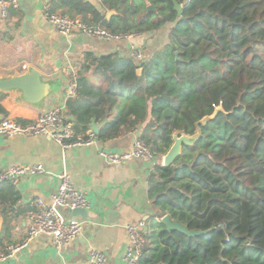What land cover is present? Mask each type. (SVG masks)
<instances>
[{"label":"trees","instance_id":"obj_1","mask_svg":"<svg viewBox=\"0 0 264 264\" xmlns=\"http://www.w3.org/2000/svg\"><path fill=\"white\" fill-rule=\"evenodd\" d=\"M177 1L180 15L173 0L51 2L47 13L61 9L111 33L169 26L167 44L142 63L119 51L86 52L64 120L83 138L97 124L98 141L139 129L153 162L174 132H201L173 164H148L152 212L138 264H264V0ZM4 97L0 91L2 118ZM1 184L3 212L18 193L11 182ZM165 214L189 230L209 231L168 230Z\"/></svg>","mask_w":264,"mask_h":264},{"label":"crops","instance_id":"obj_2","mask_svg":"<svg viewBox=\"0 0 264 264\" xmlns=\"http://www.w3.org/2000/svg\"><path fill=\"white\" fill-rule=\"evenodd\" d=\"M17 1V7L9 8L7 16L0 17V77L24 72L21 65L26 63V69L35 67L44 80L55 82L57 88L38 105L25 102L18 90L5 91L1 104L7 117L16 120L30 121L51 108L64 115L68 98L66 86L86 52L100 55L119 51L131 55L136 49L147 58L168 42L169 26L152 33L136 34L128 40H105L81 32L62 35L46 17L51 2L56 0ZM156 32L165 37L163 46L154 41ZM24 45L29 48L24 49ZM14 52H21L23 56L18 59L13 56ZM27 53L32 55L35 64L25 60ZM139 135V129L131 133L123 131L106 141L96 140L89 146L69 148H62L44 134L0 136V171L9 165L23 163H40L44 168L43 173L23 176L12 184L18 197L0 212V245L23 240L29 224L27 210L37 198L51 203L62 170H66L72 183L85 192L89 202L85 215L61 210L65 219L76 217L82 222L80 232L70 242L57 248L50 236L38 234L22 251L0 264H87L90 249L103 251L107 257L105 264H121L128 242L125 225L140 218L147 221L152 212L146 193L148 164L162 162V159L151 162L132 158L114 165L103 160L99 149L128 151Z\"/></svg>","mask_w":264,"mask_h":264},{"label":"built area","instance_id":"obj_3","mask_svg":"<svg viewBox=\"0 0 264 264\" xmlns=\"http://www.w3.org/2000/svg\"><path fill=\"white\" fill-rule=\"evenodd\" d=\"M101 3L102 0H95ZM17 0H0V17L4 18L11 7H17ZM47 20L60 34L68 35L72 32H81L85 35L102 38L105 40H128L136 34L132 33H111L104 28L88 24L81 20L79 16L69 17L58 12L46 13ZM131 56L137 62H144L143 55L136 49ZM21 68L26 70V64ZM75 72L71 73V80L66 86V96H74L76 93ZM44 134L58 143L62 148L84 147L96 141L94 131L89 128L82 136H74L71 122L64 120V115L56 108H51L38 114L27 123H20L16 119L4 117L0 119V136L15 135H39ZM99 155L108 164L119 165L132 158L142 159L144 161H153L154 154L149 146L136 136L132 146L128 151H114L110 149H99ZM44 168L40 163L13 164L0 171V181L7 180L16 184L18 180L27 175L43 173ZM60 182L57 189L51 195V203L46 204L37 198L30 210L27 211L28 229L26 236L17 243H7L0 247V262L14 256L22 251L28 242L38 234L50 236L52 244L61 248L72 240L81 230L82 222L76 217L65 219L61 210L72 212L74 209L89 208V202L83 190L77 188L71 181L66 170L59 174ZM128 236L127 245L122 253L121 264H138L143 254L145 244L146 219L140 218L125 225ZM87 264H105L106 254L98 249H90L87 252Z\"/></svg>","mask_w":264,"mask_h":264},{"label":"water","instance_id":"obj_4","mask_svg":"<svg viewBox=\"0 0 264 264\" xmlns=\"http://www.w3.org/2000/svg\"><path fill=\"white\" fill-rule=\"evenodd\" d=\"M148 5V9H150ZM173 8L180 15L183 9L181 3L177 0H173ZM115 13L114 10H108L106 12V18L109 19L111 15ZM141 68H137L136 72L139 74ZM57 85L51 80H44L42 73L31 66L24 72L12 76L0 77V91L18 90L21 92V98L32 105L40 104L49 94L55 92ZM2 116L0 115V119ZM91 129L95 134L98 133V125L92 124ZM201 132L197 131L193 135H188L185 133L179 134L174 132L172 134V144L162 156V166H169L173 164L174 160L180 155L182 145H193L200 137ZM138 159V158H137ZM73 215H85V209H74L72 210ZM161 223L168 229H175L181 231L189 236H196L207 233L209 230H189L184 224L179 221L172 220L168 214H165L160 219ZM216 226V224H213ZM1 227V222H0Z\"/></svg>","mask_w":264,"mask_h":264},{"label":"rangeland","instance_id":"obj_5","mask_svg":"<svg viewBox=\"0 0 264 264\" xmlns=\"http://www.w3.org/2000/svg\"><path fill=\"white\" fill-rule=\"evenodd\" d=\"M159 31V30H158ZM154 41H158V45L160 46V45H162L163 46V44H164V41H165V37L162 35V34H160L159 32H156L155 33V35H154ZM161 46V47H162ZM23 48L24 49H28L29 47H28V45H24L23 46ZM13 56H15L16 58H20V57H22L23 56V54L21 53V52H14L13 53ZM25 60L28 62V63H30V64H35V60H34V58L32 57V55L31 54H29V53H27L26 54V56H25ZM24 64H26V63H24ZM26 67H27V64H26ZM28 69V68H27Z\"/></svg>","mask_w":264,"mask_h":264}]
</instances>
